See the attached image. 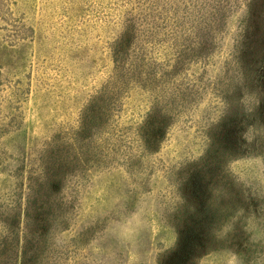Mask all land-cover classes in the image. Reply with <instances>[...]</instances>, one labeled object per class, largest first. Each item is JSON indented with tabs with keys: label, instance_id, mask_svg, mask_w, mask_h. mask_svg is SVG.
Returning <instances> with one entry per match:
<instances>
[{
	"label": "rangeland",
	"instance_id": "374dc122",
	"mask_svg": "<svg viewBox=\"0 0 264 264\" xmlns=\"http://www.w3.org/2000/svg\"><path fill=\"white\" fill-rule=\"evenodd\" d=\"M169 3L0 0V264H264V148L250 147L243 115L253 103L235 84L227 102L213 91L241 76L236 60L244 78L263 66L264 1L242 32L244 0H220L226 11L197 36L208 53L184 79L203 90L184 108L169 99L180 79L163 97L141 68L114 85L134 57L155 72L167 60ZM108 85L110 120L80 136ZM253 85L264 112V83ZM171 107L146 149L137 124Z\"/></svg>",
	"mask_w": 264,
	"mask_h": 264
},
{
	"label": "trees",
	"instance_id": "16d2710c",
	"mask_svg": "<svg viewBox=\"0 0 264 264\" xmlns=\"http://www.w3.org/2000/svg\"><path fill=\"white\" fill-rule=\"evenodd\" d=\"M170 4V7L166 9V11H169L172 9V15H170L171 21L168 24V34H169V45H167V51H169L167 55V60H163L160 65L157 66V71H154V67H151L149 65H144L141 67H137L135 65V61L138 59L137 57H134L133 60L130 61V63L125 67L126 74H123L122 76L124 79L119 78L114 81L115 88L118 91H120L123 87H126L128 84V81L130 78L134 77L135 80L137 78L141 79L144 77V73H147V78H155L156 81H152V79H149L150 86L153 83H160V87H163L162 90L158 91V93H162L161 96L163 97V92L166 93L164 90H169V83L174 84V82L177 79H180V82L177 84V86L169 92V99L171 100L172 106L173 102L177 101L179 108H184L185 104L191 103L192 99H194L200 91H202L203 86L196 83V81L188 80L186 83H184V79L186 77L187 68L191 66L192 63H195L197 60L202 58L203 54H207L208 52V45L203 43L202 41L197 39V36L199 33H201V30H206L207 28H210L211 25L209 24L210 18H213L216 16H222V12L226 11L225 7L222 6L219 2L220 0H211L209 4H203L201 3L198 5V0H168ZM264 0H244L245 7H244V18H242L243 25L240 28V31L247 32L248 25L247 23L256 15V12H258V4L260 5V2H263ZM263 4V3H262ZM262 7V5H260ZM211 7L212 12H209V16L206 17L204 13L206 10H209ZM262 10V9H261ZM181 11H183L181 14ZM195 13V15H194ZM200 15L198 16V14ZM194 15V16H193ZM128 29H126L127 31ZM127 34H129L127 32ZM240 41H238L239 43ZM161 43H164L163 40L160 41ZM155 45V43H154ZM166 51V52H167ZM165 52V53H166ZM121 64V63H120ZM234 64H237V67L239 68L240 72L238 75H241L238 77V80L234 82H228V83H219L220 86H218L217 89H214V95L215 98H219L221 101L227 102L226 100H229V91L233 90L230 88L233 84L236 85L237 89H240V94H246L248 98L253 103L252 105H246L247 111L243 114L244 116H247V127L248 130L251 131L252 135V141L250 143V147L253 149H263L264 148V112L261 109V104L257 103V95L254 94V81L256 82L258 87H262L264 83V62L262 63L263 66H258L256 68H251V70L248 69L249 74L247 77L244 78L245 73L243 71L244 65L241 61L234 62ZM118 68L121 69V65H117ZM124 65H122L123 68ZM250 67V66H249ZM138 68H141L142 71L140 72ZM246 68H248L246 66ZM135 71V72H133ZM131 73V76L129 77V74ZM142 75V76H141ZM141 76V78H140ZM142 80V79H141ZM110 85V83H109ZM107 86V89L104 91V94H106V98L104 100L103 106L98 109V111L95 113V109H91L89 111H86L83 113L81 121L79 123V134L80 136L83 135L85 132H87L89 124L91 126H94L95 128L98 126V123L100 125L106 124L107 119L109 117L110 120V109L114 107L115 97L113 95L118 94L115 92L114 89H110V86ZM166 88V89H165ZM230 88V89H229ZM188 90V91H187ZM187 91V92H186ZM262 91V90H261ZM158 100V98H157ZM193 102V101H192ZM254 104L258 105L257 107L254 106ZM242 105V104H241ZM99 111H101V115H104L106 117V120L104 122H99L98 116ZM172 113V107L167 111V113L164 115H161L157 112L153 113L151 111H148L143 122L137 124V127L135 130L138 132V136L142 142V144L145 145L146 149H149V142L158 141L164 134V129L168 124V118L171 116ZM244 128V127H243ZM75 138V137H74ZM71 139V142L69 144V149H72V152L77 153L75 149V139ZM227 149V148H226ZM248 149V148H247ZM247 152V151H245ZM233 155L238 156H244L245 153H242L240 149L234 150ZM194 175H190L189 180H193ZM190 183L187 184L186 187H189ZM193 189H197L199 191H205L202 185H195ZM192 188V184H191ZM30 192H32V189L30 188ZM197 192V191H196ZM9 213L6 215H0L3 216L5 221L9 220ZM11 221L14 220L11 217ZM6 224V222H5ZM4 230H7L5 227H3ZM2 231L1 233H3ZM184 232L182 233V235ZM8 235L5 236V239L7 240ZM179 241H182V238L180 236ZM6 241H3L5 243ZM21 255L22 261L25 256L26 252L22 251L19 252ZM30 260V258L28 259ZM23 262V261H22Z\"/></svg>",
	"mask_w": 264,
	"mask_h": 264
}]
</instances>
